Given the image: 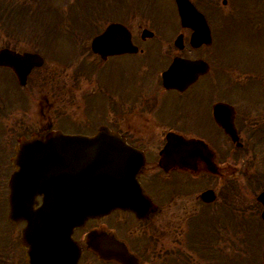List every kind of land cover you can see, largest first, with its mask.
Listing matches in <instances>:
<instances>
[{
  "label": "flooded vegetation",
  "instance_id": "1",
  "mask_svg": "<svg viewBox=\"0 0 264 264\" xmlns=\"http://www.w3.org/2000/svg\"><path fill=\"white\" fill-rule=\"evenodd\" d=\"M191 1L210 26L209 43L193 46L192 31L179 26L169 37L160 27L151 28V36L143 27L130 28L135 51L105 59L88 52L96 59L93 76L81 63L71 74H58L45 59L48 47L45 54L30 42L35 32L0 47L44 60L25 79L0 65V264H205L198 258L215 254L208 231L218 227L222 234L232 193L243 192L248 145L264 146V0H237L238 11H225L228 0ZM236 19L247 36L245 49L234 53L227 26ZM180 33L182 48L175 44ZM177 57L203 60L208 69L182 91L166 88L162 79ZM218 105L221 119L215 116ZM232 118L238 141L223 126ZM101 130L117 138L101 145L121 141L130 148L123 170L134 171L148 198L139 205L140 215L116 207L82 220V199L78 205L70 196L81 194V187L50 182V140L28 142L36 147L20 149L14 164L21 138L52 131L93 136ZM16 171L19 199L13 205L10 180ZM231 181H240L238 190ZM210 189L216 199L206 203L201 194ZM238 208L241 214L243 204ZM196 232L206 243L203 252ZM222 245L217 250L225 258L230 252Z\"/></svg>",
  "mask_w": 264,
  "mask_h": 264
},
{
  "label": "rangeland",
  "instance_id": "2",
  "mask_svg": "<svg viewBox=\"0 0 264 264\" xmlns=\"http://www.w3.org/2000/svg\"><path fill=\"white\" fill-rule=\"evenodd\" d=\"M103 1L104 0H0V35H2L0 47L6 40L15 41L16 38L20 37V34L26 35L35 32L38 35L30 42L45 49V54L48 47V51L50 50V58L48 56L45 57L47 63H50V67L54 68L58 74L68 75L69 73L71 74L80 63H85L83 67L87 71L90 70V66L93 69L96 59L88 57L85 54L80 55V53L82 51H85V53L88 51L92 37L97 31L101 32V29L104 28V24L107 23L109 17V21H116L118 19L124 21L131 29H137L142 26L163 28L164 35L167 37H169L168 34L170 32L173 33V30L177 27L178 21L175 6L172 2L173 0H117L114 2L113 0H107L110 3L103 5H101V3H96ZM139 1L145 3L139 4ZM221 1L222 0H219V4H221ZM76 2L79 3L80 6H84L86 9L89 7L90 9L85 12L84 9L80 11L69 9L70 5H73V3L77 4ZM237 3H239L237 0H229L228 9L225 11H238L239 4ZM152 5L154 7H160L159 10L162 12V15L159 14V16H161V19H158L157 15H154V11L150 10ZM259 5L261 6V3H259ZM259 5L258 8H260ZM105 6H112L111 10H109L110 15H103L104 18L98 24V17H94L92 14H101L103 10L99 9ZM74 11L78 12L81 17L86 18L75 17ZM86 12H91V15H89L90 18L87 17ZM156 12L158 13V9ZM105 18L107 19L104 20ZM156 20H160L161 23L156 22ZM155 22L157 25H155ZM77 27L78 29H71ZM63 29L66 30L69 35L66 32H64L66 34H60L63 32ZM227 34L230 38V50H233L232 52L237 53L245 49L247 32L244 31L242 26H239L238 19H236L235 24H229L227 26ZM21 39L25 41L23 37H21ZM25 42L29 43L28 41ZM67 61L70 62L68 63ZM68 64H70V67L67 68V72V69L63 68L64 70H59L57 68H61L60 66ZM247 150V176L252 178L249 180L246 177L244 180V194L241 197V203H244L243 206L245 207L244 211L238 214V218L240 219L238 221L231 215V219H228L227 227L222 229V234L218 235V227H214L213 230L209 229L208 232H210V235L208 245H210V249L215 252L217 256H214V254L210 259L204 260L198 258L200 259V263L203 261L205 264H260L259 260L262 257L264 244V225H259L258 231L261 234V240L259 239L256 241H254L253 236L257 239L258 234L255 230L252 235V225L256 228V222H258L256 219L257 216L258 218L260 217L261 212L260 209H257L258 204L255 200V196L262 186L261 184L259 185L258 182L254 185L256 181H254V178L259 174L264 177V173H262L264 172V146L248 145ZM255 152L257 154L256 159ZM250 163H252V166L253 164L255 166L251 167V165H248ZM262 185L264 186V184ZM215 188L218 189V186ZM230 201L234 205L239 204V196L236 195L231 198ZM200 219H202V216L199 217V220ZM219 219H221V216ZM196 236L198 237L197 241L202 246L200 247L198 245V250L203 252L206 243L201 240V234L196 232ZM222 236L224 239H219V237ZM222 244H226V247ZM219 245L228 249L230 254H228L227 257L223 258L224 255L218 254L219 250H217V247ZM214 246L216 248H213Z\"/></svg>",
  "mask_w": 264,
  "mask_h": 264
},
{
  "label": "water",
  "instance_id": "3",
  "mask_svg": "<svg viewBox=\"0 0 264 264\" xmlns=\"http://www.w3.org/2000/svg\"><path fill=\"white\" fill-rule=\"evenodd\" d=\"M182 18L183 26L192 27L195 29L193 38L207 42L208 28L203 17L197 13L196 9L187 0H176ZM193 42V41H192ZM179 43V41H178ZM130 47L129 33L121 24H111L107 30L100 36L96 37L92 42V48L96 52H114ZM122 48V49H121ZM102 49H104L102 51ZM0 63L9 65L14 68L19 76L26 74L33 65L41 64V58L37 55L26 54L24 56L12 53L10 51L0 52ZM198 66L196 63L185 62L182 60H175L171 68L164 73V81L166 84L172 83L174 86L185 84L197 74ZM101 136L98 134L93 138H85L80 136L68 137L60 133H51L50 139V172H60L72 175L70 178L71 186H74L78 180L74 175L81 173L83 175V190L82 196V210L83 218L92 214L106 210L110 205H129L131 204V186L128 180L118 181L120 186L118 191H113L112 187L107 183L110 182L107 176L111 178L110 166L114 154L105 150L107 148L102 146H94ZM35 139V138H34ZM68 140H84L86 146L71 147V146H58L54 144L56 141ZM97 145V144H95ZM64 149L74 150L75 152L81 151L83 156L80 157L79 153L76 156L72 155L71 160L67 162V153L64 154ZM121 150L122 147H119ZM86 155V156H85ZM105 156H109L104 160ZM80 157V158H79ZM101 157H103L101 159ZM113 161V160H112ZM78 166H81L79 169ZM210 192L206 193L209 195ZM264 205V192L257 198ZM264 219V212L262 213ZM264 262V255H263Z\"/></svg>",
  "mask_w": 264,
  "mask_h": 264
}]
</instances>
